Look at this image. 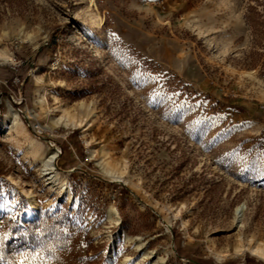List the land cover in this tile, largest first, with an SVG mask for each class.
Here are the masks:
<instances>
[{"label": "rangeland", "instance_id": "374dc122", "mask_svg": "<svg viewBox=\"0 0 264 264\" xmlns=\"http://www.w3.org/2000/svg\"><path fill=\"white\" fill-rule=\"evenodd\" d=\"M0 54L71 194L0 126V264H264V0H0Z\"/></svg>", "mask_w": 264, "mask_h": 264}, {"label": "bare ground", "instance_id": "6f19581e", "mask_svg": "<svg viewBox=\"0 0 264 264\" xmlns=\"http://www.w3.org/2000/svg\"><path fill=\"white\" fill-rule=\"evenodd\" d=\"M97 24L98 25L103 24L102 17L98 18ZM1 54H0V57H3L4 59L9 58V55L2 56ZM56 120L57 122H63L65 124L74 123V121L71 120L70 117L66 113H63ZM88 124L89 122L86 123L87 126ZM0 126H9L10 128H13V132L15 133L14 136L18 137L20 135H24V137L28 139L27 148L30 150V152L33 153L34 159L35 160L38 159L42 163L43 176L45 177V180H49L48 184L49 183L56 184L59 190L66 192L68 197H71V194L65 183L66 181H64V179L61 177L60 173L55 167L54 161L56 159L57 152L55 150L49 149V147L45 149V146L43 145L42 142H39L35 137L30 136L25 131V125L19 119L14 109L10 108L7 112L0 114ZM87 126H85V129H87ZM0 208H10V205L8 202L0 200ZM235 210L237 212L236 215H238L239 211L242 210V206L238 205ZM108 211H109V214H108L109 217H112L114 214L117 213L114 207H111ZM25 215H26V218H31L34 215V212L33 210H28L25 213ZM140 245L141 244L137 243L136 247L140 248ZM263 246L260 245V242H257V244L251 247L250 250L253 255H256L257 257L264 260V247Z\"/></svg>", "mask_w": 264, "mask_h": 264}, {"label": "trees", "instance_id": "16d2710c", "mask_svg": "<svg viewBox=\"0 0 264 264\" xmlns=\"http://www.w3.org/2000/svg\"><path fill=\"white\" fill-rule=\"evenodd\" d=\"M38 223L47 226L42 229V232H44L43 235L39 236V240L42 244H48L52 239L56 240L57 243L63 240L64 236H60L61 231L59 232L58 229L65 227V224L62 223L57 216H49L46 219L40 220ZM35 237L37 238V236Z\"/></svg>", "mask_w": 264, "mask_h": 264}]
</instances>
